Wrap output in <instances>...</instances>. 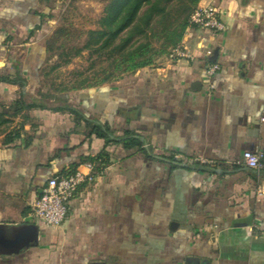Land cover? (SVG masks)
<instances>
[{"label":"crops","instance_id":"1","mask_svg":"<svg viewBox=\"0 0 264 264\" xmlns=\"http://www.w3.org/2000/svg\"><path fill=\"white\" fill-rule=\"evenodd\" d=\"M64 0H0V224H34L0 264H264V0H218L224 30H191L192 60L166 59L128 82L38 95L45 39ZM210 53L206 54L205 50ZM217 64L208 74L206 68ZM19 103H34L19 113ZM77 110L81 117L75 114ZM84 116L85 118H83ZM19 129V136H4ZM138 134L145 150L107 142ZM105 156L58 226L30 215L50 177Z\"/></svg>","mask_w":264,"mask_h":264},{"label":"rangeland","instance_id":"2","mask_svg":"<svg viewBox=\"0 0 264 264\" xmlns=\"http://www.w3.org/2000/svg\"><path fill=\"white\" fill-rule=\"evenodd\" d=\"M109 1L64 0L59 5L38 73V95L47 104H58L75 90L128 82L141 69L160 66L173 48L168 43L170 35L181 32L182 39L187 37L188 14L204 0L144 3L121 32L112 38L109 33L94 35L91 40L99 37L98 43L87 45L90 31L102 30L100 18ZM9 126L0 123V134Z\"/></svg>","mask_w":264,"mask_h":264},{"label":"built area","instance_id":"3","mask_svg":"<svg viewBox=\"0 0 264 264\" xmlns=\"http://www.w3.org/2000/svg\"><path fill=\"white\" fill-rule=\"evenodd\" d=\"M188 30H198L200 32L218 33L224 30L225 25L220 20L218 0L200 1L194 8L188 19ZM206 54L210 50H205ZM193 50L185 39L174 46L168 53L167 60H192ZM217 69V64H210L206 71L212 74ZM239 164L252 169L260 170L264 164V152L250 151L243 152ZM87 172L76 169L73 173L62 174L50 177L40 195L31 203L30 215L37 223L45 226H58L65 219L71 199L75 196L78 188L83 183H92L96 171L94 164L86 162Z\"/></svg>","mask_w":264,"mask_h":264},{"label":"trees","instance_id":"4","mask_svg":"<svg viewBox=\"0 0 264 264\" xmlns=\"http://www.w3.org/2000/svg\"><path fill=\"white\" fill-rule=\"evenodd\" d=\"M152 0H110L107 6L105 7V11L103 16L100 18V26L102 27V30H96V31H90L89 37L90 40H88L87 45L98 43L99 37L101 35H105L109 33L110 38H112L117 33L121 32L124 28L130 25L132 22L135 13L139 9V7L147 2H150ZM199 4V2H198ZM198 4H195V6L192 7L190 10L187 21L189 19V16L191 12L198 6ZM129 5V9L126 14V7ZM115 25V26H114ZM114 26V28H113ZM111 32V33H110ZM97 34L99 35L98 38L93 39V36ZM182 40V34L181 32H174L170 35L168 43L172 45L173 47L176 46L180 41ZM46 49V48H45ZM1 81H6L13 84H18L20 86L25 84L24 79L20 75H16L13 78L7 75H0ZM34 103H19V107L16 109V113H19L25 108H30L31 106H34ZM76 115L81 117V114L77 110H73ZM85 118L84 116H82ZM11 120L7 118H1L0 117V123L2 124H8ZM104 138H106L107 142H119L122 143L124 146H137L141 150H145L144 148V141L140 138L138 134L134 133H128L125 132L121 136H112L110 133H108L107 129H105L104 133L101 134ZM19 136V129H12L8 133L5 134L4 140L5 142H12L15 138ZM87 162H91L94 164L95 168L97 170L102 169L104 165L107 164V158L105 156H94L87 160ZM76 169H72L69 172H65L62 174H70L73 173ZM60 174V175H62ZM59 176V175H57Z\"/></svg>","mask_w":264,"mask_h":264},{"label":"water","instance_id":"5","mask_svg":"<svg viewBox=\"0 0 264 264\" xmlns=\"http://www.w3.org/2000/svg\"><path fill=\"white\" fill-rule=\"evenodd\" d=\"M34 224H0V247L10 248L24 238L33 235Z\"/></svg>","mask_w":264,"mask_h":264}]
</instances>
